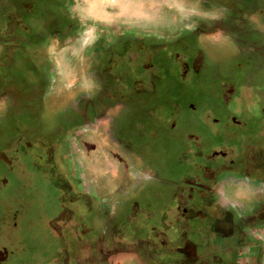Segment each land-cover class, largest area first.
<instances>
[{"label":"flooded vegetation","instance_id":"af4514ba","mask_svg":"<svg viewBox=\"0 0 264 264\" xmlns=\"http://www.w3.org/2000/svg\"><path fill=\"white\" fill-rule=\"evenodd\" d=\"M72 3L73 0H6L9 37L6 40L5 22L4 33L0 30V65L5 61L6 49L13 45L30 60L47 55L51 73H57L55 54L60 50L74 51L75 38L83 34L86 38L82 59L79 58L80 71L77 81L70 85L75 86L77 95L87 96L89 84L94 82L106 92L102 106L92 112L96 115L81 113L87 125L69 123L41 129L40 114L36 112L40 127L35 123L31 128L15 118L14 124L23 127L8 136V115L21 106L17 104L18 91H6V70L1 66L0 264H11L25 251V241L19 240L17 233L22 223H28V211L11 204L6 191L12 179L25 188L32 180L27 173L40 180L52 196L37 219L53 248L51 253L43 251L45 240L41 241L42 254L36 256L46 259L41 264H115L119 254L125 258L124 264H179L176 252L196 244L209 247L214 239L225 245L223 254L230 256L223 264H233L235 239L244 236L261 241L264 237V102L258 117L251 121L242 111L231 109L233 100L241 96L237 82L222 81L218 99L224 111L219 117L201 119L194 132L188 131L186 149L172 179L155 165L147 149L155 150V137L163 130L175 133L180 108L171 107L156 117L153 106L142 104L156 92V80L163 70L173 69L184 81L192 82L209 63L206 40L222 46L235 40L240 51L245 48L244 40L254 46L249 20L238 14L237 4L231 1L233 11L224 16L227 10L221 11L217 19L193 17L191 25L162 31L129 30L105 24L92 26L82 20ZM240 21L243 27L236 25ZM261 28L259 33H264ZM246 62L254 65L250 59ZM235 64L241 66L243 61ZM121 66L129 70L130 78L124 79L119 73ZM123 116L132 120L136 139L118 128ZM91 118L97 121L89 123ZM154 118L161 124L153 125ZM205 126L209 127V139ZM138 134L147 140L142 141ZM85 137H91L99 148V159L109 158L119 167L115 170L119 178L129 175L130 182H134L149 174L154 179L172 181L168 184L169 199L162 201L164 196L149 195L142 200L139 193L147 190L137 186H132L134 193L122 186L117 191L100 193L97 187L87 185L74 166L78 159L74 146L86 145ZM60 163H66L62 170ZM21 173L24 174L19 177ZM25 189L27 193L41 192ZM212 219H219L221 224L213 239L208 227ZM93 223L101 225L102 234ZM84 226L88 227L82 235L80 229ZM36 264L40 262L36 260Z\"/></svg>","mask_w":264,"mask_h":264},{"label":"rangeland","instance_id":"374dc122","mask_svg":"<svg viewBox=\"0 0 264 264\" xmlns=\"http://www.w3.org/2000/svg\"><path fill=\"white\" fill-rule=\"evenodd\" d=\"M231 1L237 4L234 5L240 10L238 14L245 15L249 20L248 24L252 26V37L256 40L254 46H248L249 44L244 40L243 46L245 48L240 51L236 49L235 40L230 41L228 46L213 44L211 40H206L204 43L207 44L209 50L207 67L202 69L201 73L192 79V82L184 81L173 69L168 68L163 72H158L156 92L152 96H148L142 104V106H153L156 117L161 115L163 111L170 110L171 107L180 108L176 118L178 128L175 133L170 134L166 130L161 133L158 132L159 136L155 137L156 141L154 142L155 150L147 149V153L154 159L152 161L156 163V166L158 165L157 167L161 171H164V174L168 175L169 179L175 178L173 174L179 170L176 165L177 161L184 155L183 150L186 149L184 141L188 131L191 129V132H194V129L201 124V119L206 120L212 116L219 117L220 113L224 111L222 110L223 105L218 99L222 81L235 80L237 90L241 94L239 98L235 99L237 101L233 100L231 103L233 108L231 107V109L242 111L251 117V121L258 117L257 113L261 102H264V33H259L262 32L261 27H264V0H73L74 10L82 15L84 22L92 26L105 24L110 27L129 30L155 29L158 31L191 25L190 21L193 17L208 16L203 17L207 20L220 18L221 11L227 10L223 16L227 12L233 11L234 6ZM6 14V0H0V30L3 31L6 22L7 40L9 33H7ZM241 22L236 25L243 27L244 24ZM257 28L258 31H256ZM85 38L86 36L83 34L75 38L76 47L74 51L73 49L60 50L55 54L57 73L55 71L51 73L48 65L50 61L46 59L47 55L46 57L41 55L35 61L30 60L23 51L19 52V49L13 45L6 49L5 61L0 65V68L3 66L6 70V91H18L16 95H18L17 98L20 102L17 104L21 106V108L16 109V113L8 115L5 128L6 135L9 136L11 131L14 130L15 132L16 128L23 127L21 124H17L19 126L14 124L15 118L22 120L31 128L34 127L35 123H37V127H40L36 112L40 114L41 129H51V127L58 125L66 126L69 123L87 125L88 121L83 119L81 113L90 114L91 117L96 115L92 112L99 110L100 105L102 106L100 102L105 98L106 90L103 89V86L101 87L97 82L90 83L89 93L85 96L84 94H75V86L70 85V83L77 81V73L81 66L79 58L82 59ZM259 48L261 51L258 50ZM249 59L254 62L253 66L246 62ZM237 61H243V64L241 66L235 64ZM119 73L123 75L124 79L130 78L129 70L125 66L119 68ZM238 81L243 83L239 84ZM13 100L10 102L11 104L14 103ZM37 104L38 107H35ZM41 104L44 106L40 107ZM193 107H196L197 110L194 111ZM96 121L91 118L89 123ZM131 123L132 120L129 116H123L117 125L126 135L135 138L136 134L133 133ZM159 124H161L159 119L154 118L153 125ZM208 128L205 126L206 134L209 132ZM138 136L142 141L147 140L146 136L141 134ZM207 137L210 138L209 134ZM85 140L86 145L74 146L75 154L78 156L74 166L79 176L85 178L87 185L97 186L101 181L100 183L105 184L103 186L107 190L109 185L119 182L120 186L132 193H134L132 186L147 190L139 193L142 200L143 197L149 195L164 196L162 201L169 199L167 197L168 184H171L172 181L163 180V178L154 179L149 174H144L143 179H135L134 182H130V180L115 179L113 173H108L105 178L99 181V176L103 171H115L119 167L117 168L109 158L99 159L96 156L99 155V148L94 146L91 137H85ZM71 150H73V146ZM65 166L66 163L58 164L60 170L64 169ZM174 171L176 172L174 173ZM23 174L21 173L19 177ZM27 174L28 178H32V180H28L26 187L28 189H41L40 194L39 191L35 190L30 192L28 190L27 193L26 187L21 189L19 183L14 179H12L9 191H6V199L10 200L11 204L22 206V208L24 206L23 209L28 211L25 214L28 215L26 217L28 223H22L17 233L18 239L22 242L25 241V251L20 256L21 259L19 257L13 260L11 264H36V260L40 264L42 261L46 262L44 257H36L42 254L41 249L43 248L40 244L42 240H45L43 251L51 253L53 250L49 239L46 238L47 235L44 236L43 234V227L38 224L37 220L40 213L46 208L44 205H47L46 202L48 201L50 203L52 196L46 186L40 183V180H35L32 175ZM35 176L38 177V175ZM94 225L95 230L102 234L103 230L99 227L101 225L99 223ZM87 227L84 226L80 229L82 235ZM107 229L109 231V228Z\"/></svg>","mask_w":264,"mask_h":264},{"label":"crops","instance_id":"0c3cea01","mask_svg":"<svg viewBox=\"0 0 264 264\" xmlns=\"http://www.w3.org/2000/svg\"><path fill=\"white\" fill-rule=\"evenodd\" d=\"M108 173H113L115 179L119 178L116 171L111 172V170H105L100 174L99 181L100 179L102 180L103 178H105ZM131 178L132 177L129 175H121V179L119 178V180L124 179L125 181H128ZM83 179L85 180L84 177ZM100 182L97 186H94L100 190V193L102 191L105 193H109L119 190V182L109 185V189L107 190H105L104 188L105 184H102ZM89 186L92 187L91 185ZM220 225L221 224L219 219H212L210 221V225L208 227L209 231L211 232V239H213V236H215L216 238L218 232L217 228H219ZM233 242V254H231L232 259L234 260L233 264H264V237H261V241H256L250 237L241 236V238L235 239ZM219 244L220 243H218V240L214 239L213 243L211 240V244L209 247L196 244L192 247H186L183 251L176 252L175 255L178 258L179 264H203L206 262H212V260H215V262H213L214 264H223V262L229 259L230 256L227 257L228 255L223 254L226 252H223V248L225 245ZM123 259H125L123 257V254L115 256V260L116 262H118L115 264H124L125 262L122 261Z\"/></svg>","mask_w":264,"mask_h":264}]
</instances>
